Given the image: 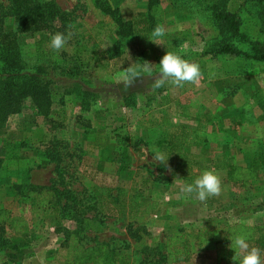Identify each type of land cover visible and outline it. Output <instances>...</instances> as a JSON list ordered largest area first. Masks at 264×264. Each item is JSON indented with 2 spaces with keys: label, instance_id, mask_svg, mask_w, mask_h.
<instances>
[{
  "label": "rangeland",
  "instance_id": "1",
  "mask_svg": "<svg viewBox=\"0 0 264 264\" xmlns=\"http://www.w3.org/2000/svg\"><path fill=\"white\" fill-rule=\"evenodd\" d=\"M37 1H53L66 20L15 36L22 73L41 71L52 106L45 119L26 102L0 129V210L22 222L17 233L0 228V264H56L54 254L72 232L87 248L106 244L131 264H216L213 244L199 246V232L264 226V62L211 52L225 39L209 18L215 0H157L152 16L166 35L146 49L117 37L96 1L122 22H135L147 13L148 0ZM223 1L240 14L242 31L264 42V18L252 6L258 0ZM69 25L71 40L53 51L51 36L67 33ZM15 32L13 20L0 17V33ZM181 48L184 58L199 62L200 83L153 88L163 55ZM143 61L153 63L152 73L126 87L125 70ZM98 100L101 108L94 107ZM184 133L196 144L183 150L189 173L177 169L167 147L170 134ZM98 135L107 138L103 149L94 147ZM156 150L169 157L167 165L153 161ZM251 165L259 179L247 190L232 186L226 167ZM206 169L220 173V196L201 202L181 193ZM28 185L55 192L38 194ZM43 197L46 214L39 211ZM176 231L192 244L187 262L165 256V241Z\"/></svg>",
  "mask_w": 264,
  "mask_h": 264
},
{
  "label": "trees",
  "instance_id": "2",
  "mask_svg": "<svg viewBox=\"0 0 264 264\" xmlns=\"http://www.w3.org/2000/svg\"><path fill=\"white\" fill-rule=\"evenodd\" d=\"M157 0H148L147 13L135 22H122L115 10L106 6L104 2L96 1V6L108 17L116 27V36L120 39L134 38L139 47L146 49L154 43L149 37L155 27V20L152 16V9ZM6 4L0 6L1 20L10 18L16 27L15 34L0 33V129L4 128L11 116L19 115L29 102L38 115L45 119L51 113L50 82L41 77V71L36 69L29 74H23L19 65L16 34H33L46 32L54 28L56 22L64 24L66 15L62 13L53 1L39 2L37 0H5ZM257 19L263 21L264 0L253 2ZM209 18L224 40L214 42L211 52L215 55H229L244 58L254 62H264V42L250 39L242 31L243 21L238 12H230L226 9L223 0H215L207 8ZM106 143L104 135H98L94 139V147L103 149ZM196 145L189 139L187 133L183 137L170 134L167 139L168 153L174 155L175 165L178 170L191 171V164L183 152L187 147ZM3 160L0 158V169ZM227 180L234 187L247 190L251 182L259 179L256 166L240 167L227 166ZM31 192H55L51 187L27 186ZM19 191V187H15ZM47 197V196H46ZM46 198L39 201L43 210L40 213L46 214ZM22 222L13 217L7 210H0V228H12L14 233L20 231ZM75 234V233H74ZM73 232L70 237L62 240L54 254L56 264H131L129 257L118 250L110 249L106 244H96L87 248L81 240L76 238ZM244 234L248 237L250 246H257L264 250V226L251 227L244 224H235L225 227L221 232L212 230L210 232H199V246L213 244V253L216 264H234L232 257L234 250L228 246L236 235ZM207 238H204L205 236ZM192 244L185 238L181 231L170 234L164 244L165 256H174L177 262H187L193 256ZM163 255L162 258H165Z\"/></svg>",
  "mask_w": 264,
  "mask_h": 264
},
{
  "label": "clouds",
  "instance_id": "3",
  "mask_svg": "<svg viewBox=\"0 0 264 264\" xmlns=\"http://www.w3.org/2000/svg\"><path fill=\"white\" fill-rule=\"evenodd\" d=\"M67 33L57 32L51 36L50 47L55 52L65 49L74 35L71 29L73 25H69ZM166 35V28L162 24H157L148 40L154 44L160 45V39ZM153 63L143 61L141 64H131L125 70V86L131 87L134 82L140 78L142 73L151 74L153 71ZM203 77L200 64L197 61L184 58L183 49L169 51L163 55L159 62L158 74L153 77L151 86L153 88H162L166 84L174 88H183L185 84L198 85ZM103 101H97L95 108H101ZM168 156L156 150L152 156L154 162L167 165ZM181 193L185 196L195 194V197L205 202L210 197H218L222 193V177L215 169L204 170L199 177L192 183L184 184L180 188ZM229 248L234 250L235 255L232 257L234 264H264V250L257 246H250L248 237L244 234L236 235L230 239Z\"/></svg>",
  "mask_w": 264,
  "mask_h": 264
},
{
  "label": "crops",
  "instance_id": "4",
  "mask_svg": "<svg viewBox=\"0 0 264 264\" xmlns=\"http://www.w3.org/2000/svg\"><path fill=\"white\" fill-rule=\"evenodd\" d=\"M105 139H106V143H105V145H104V147H103V148H105V147H106V144H107V138L105 137Z\"/></svg>",
  "mask_w": 264,
  "mask_h": 264
}]
</instances>
